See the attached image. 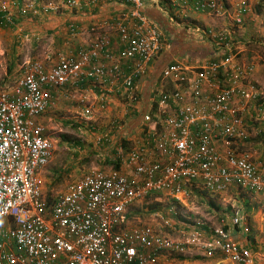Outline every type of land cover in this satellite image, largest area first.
<instances>
[{"label":"built area","instance_id":"obj_1","mask_svg":"<svg viewBox=\"0 0 264 264\" xmlns=\"http://www.w3.org/2000/svg\"><path fill=\"white\" fill-rule=\"evenodd\" d=\"M108 1L121 10L109 18L92 15L86 25L67 23L80 40L73 52L57 59L48 51L27 56L12 87L0 84V264H161L162 256L192 248L207 257L222 252L216 264H261L254 246L234 240L222 226L206 233L193 225L174 238L128 221L129 208L153 196L186 204L194 185L209 194L233 186L264 193V151L255 160L254 151L240 147L249 121H264V91L252 78L256 63L241 58L246 46L235 31L243 25L245 1L230 11L225 0H166L231 26L186 24L189 36L211 40L209 58L182 56L162 68L129 146L117 141L119 117L110 129L92 131L95 144L113 147L118 168L86 170L63 192L45 195L42 174L55 144L41 116L58 95L68 93L75 116L85 122L112 102L137 112L140 80L169 43L143 12L144 0ZM51 2L0 0V22L13 25L16 13L58 10ZM63 3L71 8L79 0ZM170 17L178 22L181 16ZM231 208L232 224L250 234L241 208Z\"/></svg>","mask_w":264,"mask_h":264},{"label":"crops","instance_id":"obj_2","mask_svg":"<svg viewBox=\"0 0 264 264\" xmlns=\"http://www.w3.org/2000/svg\"><path fill=\"white\" fill-rule=\"evenodd\" d=\"M17 1L19 4H21L25 0ZM51 1H54V3L58 6V10L53 11L50 9L46 13L41 14H34L32 12L26 13L24 15H19L17 13L15 14L16 22L15 24L11 25V28L17 32V41H19V44H21L19 46V51H24L26 49V52H31V54L27 53L25 56L27 55L33 58L39 57V39L45 41L44 52L48 51L50 54L52 52L55 53V56L53 57L54 59H57L58 55L61 53L67 54L73 52L78 46L80 40L77 37H72L68 33L67 23L75 22L80 25H86L92 21L91 18L93 17L109 18L121 10V5L114 3L112 4V2L108 0H79L78 5L71 8L66 7L63 3V0H33V2H35L38 6L46 4L47 2L50 3ZM241 1H245L248 6L247 12H245L243 15V24L245 23L247 32L251 34V32L255 31L257 32L256 35L264 36L263 28H259L260 25L258 23L262 20V18L264 19V13L260 14L252 10V7L256 9L259 4H264V0H255L256 3H252L253 0H250L249 3L248 0H225L230 11H233V9H235L237 4H239ZM114 5H117V7ZM142 10L152 20L159 24V26L162 28L164 36L168 39L169 43L152 61L147 74L140 80V103L138 104V108L140 106L145 107L148 105L152 98L154 87L157 85L161 77L162 68L169 62L182 56L188 57L189 59L195 61H200L209 58L211 52H213V44L211 43L210 39L189 36L187 34L185 25L188 23H198L203 26H214L215 24V21L210 18L213 17L211 15L201 12H187L186 10L180 9L178 5L169 4L166 2V0H144ZM171 15H180L181 17H178V22H176L171 19ZM0 24L3 23L0 22ZM223 24H225V19H223L222 25ZM229 25L231 26V24L228 22V26ZM27 39H30L31 41L29 40L30 44L25 45L24 42L27 43ZM29 47H31V51L27 49ZM252 58H254L255 61L257 56H253ZM246 60L249 59L246 58ZM255 63L256 64L252 73V78L255 82H259L263 80V75L261 74L260 64H258V62ZM15 81L10 84V82L3 83V81L1 82L0 80V84L3 87L11 88ZM61 95L62 92L60 93V97L67 100H74L72 97L68 96V93H65V96ZM113 107H115L114 111L116 114L114 116L119 117L121 122L123 121V130L121 131L122 133H120V135L116 136L117 141L118 143H123L124 146L127 147L130 145L129 140L134 138L136 132L138 131V126L142 123L140 122L141 119L140 117L138 118L134 116L137 113L131 109V106H122L120 104H116V106L113 105L111 107L108 106L109 112L113 109ZM75 109L77 110L76 107ZM116 109L118 111H116ZM44 118L45 115L41 116L42 120H44ZM247 128L248 137L242 140L240 147H242V149L254 151V153L257 155H255L253 158L257 160L258 156L264 151V121H259L256 124L255 121L252 122V120H250ZM78 147H81V144H78ZM112 153H110V156ZM195 190H197L195 192L197 194L196 196L200 197V195H204V191L201 189L199 190V186H192L191 191ZM191 194L192 196L194 195L193 192H191ZM251 194L257 195L258 193L249 192L247 189L236 186L231 187V189L225 192L212 194L207 193L209 196H216L212 197V228L215 226H222L224 228L230 229L234 240L239 242H247L249 245L252 247L254 246L255 248L250 236L247 233H244L240 227L234 226L230 220V213H232L231 205L234 204L233 202L236 201V198L242 197L245 201H247V198L245 199V197ZM192 196L186 204H180V206H190L189 203H192ZM196 196L194 195L193 197ZM208 200L210 201V199ZM192 208L196 210L194 206H192ZM246 209L250 210L253 209V207L248 205V208ZM252 217L249 216V220L247 221L249 227L253 228V224H258L259 226L258 218L254 216ZM185 226L191 225L186 223ZM257 252L261 257L260 263L264 264V249L263 251L257 249ZM198 253H200L202 257L192 256L191 251H188L181 261L178 260L179 258L174 259L172 256L164 255L162 256L160 262L161 264H216V262L219 260H224L223 254L220 251L213 257H207L200 251ZM225 262L228 264L227 260H225Z\"/></svg>","mask_w":264,"mask_h":264},{"label":"rangeland","instance_id":"obj_3","mask_svg":"<svg viewBox=\"0 0 264 264\" xmlns=\"http://www.w3.org/2000/svg\"><path fill=\"white\" fill-rule=\"evenodd\" d=\"M26 1L28 0L24 2ZM252 3H256L255 0ZM252 10L263 14L264 4H259L256 9L252 7ZM210 18L215 21L214 26L209 25L213 28L218 29L219 27L228 26L229 21L227 19H225V24L222 25L224 18ZM258 23L260 25L259 28L262 27L264 31V19L262 18ZM244 28L245 23L239 27H235L236 37L240 41L245 42L244 45L246 46V51L242 53L241 58H248L250 60L253 56H257L255 62L260 64L263 80L256 83L264 90V36L256 35L257 32L255 31L250 34ZM29 40L27 39L28 42H24V44H30L31 40ZM38 41H40L38 54L41 57L44 55L45 41L40 39ZM20 45L19 41H17V32L11 28V25L0 24V80L3 83L10 82L11 84L17 79L21 73L19 69L21 62L27 57L25 54H31V52H26V49L19 51ZM27 49L31 51V47ZM52 55L54 57L55 53L52 52ZM58 97L60 99L62 98L60 96ZM60 99L54 107L45 112V118L43 120L47 128V133L55 144L52 161L42 174V185L45 195L48 198L63 192L69 182L81 177V174L86 170L115 167L114 161L110 156V153L113 152V147H104L95 144L92 131L104 132L110 129V121L116 118L114 116L116 114L114 111L115 107L109 112L108 106H116V103H110L106 107L107 111L101 115H96V117L93 116L85 122L80 116H75L74 110H76V105L74 100ZM146 106H140L136 112L137 114L134 115L135 117H140V122H142L143 112L146 110ZM116 111L118 110L116 109ZM91 126H94L95 129L92 130ZM78 144H81V147H78ZM196 191L191 192L196 196ZM203 194L200 197H193L194 195L192 196L190 194V197L192 196V203H189L190 206L174 204L164 195L150 197L129 208L128 221L130 225L147 224L154 226L157 231L161 230L162 233L174 238H180L181 232H186V229L193 227L192 225H200L202 231L210 233L212 230V197L216 196H209L205 191ZM246 198L247 201L242 197L236 198V201L233 203L235 206L241 208L246 221L249 220V216L258 218L259 226L258 224H253V228H250V234L248 235L252 239L255 248L263 251L264 193H258L257 195L251 194ZM248 205L253 207V209L247 210ZM186 223L191 226H185ZM188 251H191L192 256L202 257L196 248ZM188 251L181 255H174L173 258H179L178 260L181 261Z\"/></svg>","mask_w":264,"mask_h":264},{"label":"trees","instance_id":"obj_4","mask_svg":"<svg viewBox=\"0 0 264 264\" xmlns=\"http://www.w3.org/2000/svg\"><path fill=\"white\" fill-rule=\"evenodd\" d=\"M20 23H21V22H20ZM114 166H115V168H118L119 165H118L117 163L114 162ZM49 198H52V196H50Z\"/></svg>","mask_w":264,"mask_h":264}]
</instances>
